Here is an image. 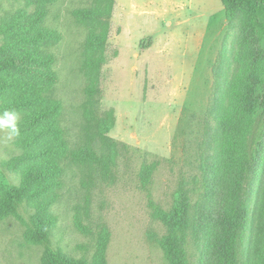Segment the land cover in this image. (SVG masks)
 Segmentation results:
<instances>
[{
	"label": "rangeland",
	"instance_id": "374dc122",
	"mask_svg": "<svg viewBox=\"0 0 264 264\" xmlns=\"http://www.w3.org/2000/svg\"><path fill=\"white\" fill-rule=\"evenodd\" d=\"M39 3L0 0V27L23 11L28 17L40 9L46 12L41 25L59 39L42 43L40 50L54 57L55 97L63 105L71 147L88 142L98 148L93 135L97 121L105 120V135L120 156L109 172L96 171L91 181L89 169L67 170L60 198L51 208L55 224L49 246L26 240L36 208L21 205L19 217L0 219V264H42L48 247L93 262L101 233L109 235L106 264H168L158 239L170 229L154 217L148 191L142 188L146 164L154 167L148 190L155 208L170 211L182 183L191 193L181 241L188 262L218 264L220 213L212 214L217 209L213 202L219 205L220 199L211 200V189L219 186L213 175L202 174L198 143L240 34L228 23L221 0ZM95 7L106 12L101 23L109 35L103 62L89 67V57L96 59L98 52L91 53L87 43L100 23L86 24L80 14ZM255 10L264 23V5ZM7 43L11 39L0 28V48ZM18 141L0 131V174L14 186L20 185L22 172L10 171L8 164L27 153ZM258 185L259 179L248 184V206L254 205ZM80 217L82 227L77 225Z\"/></svg>",
	"mask_w": 264,
	"mask_h": 264
},
{
	"label": "trees",
	"instance_id": "16d2710c",
	"mask_svg": "<svg viewBox=\"0 0 264 264\" xmlns=\"http://www.w3.org/2000/svg\"><path fill=\"white\" fill-rule=\"evenodd\" d=\"M38 1L42 7L56 0ZM106 1L100 0V5ZM221 2L228 23L234 24L240 34L235 41L232 61H227L225 80L219 94L213 97L211 113L205 116L204 137L198 143L203 150L198 157L202 162V174L211 178L213 175L219 186L211 189L210 194L211 200L220 199L219 205L213 202L217 209L212 214L217 217L220 213L216 222L221 233L218 264H264V23L259 21L255 10L256 5H264V0ZM45 15L41 9L32 17L23 11L3 20L0 27L11 39V43L0 48V111L15 110L23 116L18 142L27 151L19 162L8 164L10 171L22 172L19 186L9 184L0 174V219L19 217L21 205L36 208L26 240L31 245L49 246L55 224L51 208L60 198L67 170L73 166L81 167L83 172L89 169L91 181L96 171L109 172L120 152L105 135V120L97 121L93 135L98 148H92L88 142L85 147L77 142L71 147L69 133L63 124V105L55 97L58 77L54 57L40 50L42 43L48 46L59 39L55 32L43 29L41 23ZM80 15L84 16L86 24L100 23L98 29L91 31L87 43L91 53L98 52L96 59L89 57L87 65L90 67L95 65L93 61L99 64L104 60L103 49L109 32L101 22L106 12L95 7ZM240 17L242 21L237 24ZM153 170V166L144 165L142 188L148 191L155 209L154 217L170 229V234L158 239V244L168 264H190L181 241L191 193L182 183L170 211L155 208L148 190ZM254 170L259 173L255 174ZM257 179L254 205L248 206V184H256ZM248 210L253 211V215ZM80 222L81 217L78 226ZM101 234L93 262L78 260L61 249L48 247L41 263L106 264L109 235Z\"/></svg>",
	"mask_w": 264,
	"mask_h": 264
},
{
	"label": "clouds",
	"instance_id": "9594fccd",
	"mask_svg": "<svg viewBox=\"0 0 264 264\" xmlns=\"http://www.w3.org/2000/svg\"><path fill=\"white\" fill-rule=\"evenodd\" d=\"M20 113L15 110H5L0 112V131L7 132L9 140L21 135Z\"/></svg>",
	"mask_w": 264,
	"mask_h": 264
}]
</instances>
